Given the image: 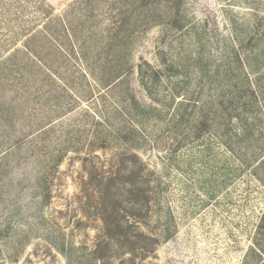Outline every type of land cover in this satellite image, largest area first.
<instances>
[{
  "label": "rangeland",
  "instance_id": "374dc122",
  "mask_svg": "<svg viewBox=\"0 0 264 264\" xmlns=\"http://www.w3.org/2000/svg\"><path fill=\"white\" fill-rule=\"evenodd\" d=\"M78 1L0 0V264H264V0Z\"/></svg>",
  "mask_w": 264,
  "mask_h": 264
},
{
  "label": "trees",
  "instance_id": "16d2710c",
  "mask_svg": "<svg viewBox=\"0 0 264 264\" xmlns=\"http://www.w3.org/2000/svg\"><path fill=\"white\" fill-rule=\"evenodd\" d=\"M170 1L174 2V0ZM99 3H105L106 5L98 6V8L101 7L103 9L98 16L102 17V20L93 29L101 35L110 36L114 41L117 40L122 45L128 43L140 28H143V30L148 29L157 22H161L160 19L165 16L161 13L160 8L163 4L168 7V0H79L78 8L82 9L84 16H87V18L89 13L91 17L96 18L94 15ZM73 8L71 7V10L66 12V17L70 16L69 14H71ZM105 21H107V24L103 23ZM92 24H96V22ZM199 137L198 135L197 138ZM140 164L142 168H147L143 162H140ZM258 167L264 168V159L259 163ZM263 223L264 216L262 225ZM141 250L144 251L143 248ZM143 254L145 255L146 252H143Z\"/></svg>",
  "mask_w": 264,
  "mask_h": 264
}]
</instances>
